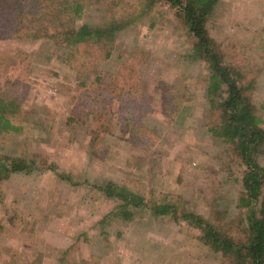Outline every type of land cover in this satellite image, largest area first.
Instances as JSON below:
<instances>
[{"label": "rangeland", "instance_id": "374dc122", "mask_svg": "<svg viewBox=\"0 0 264 264\" xmlns=\"http://www.w3.org/2000/svg\"><path fill=\"white\" fill-rule=\"evenodd\" d=\"M84 3L79 26L133 21L109 59L88 55L86 76L61 43L0 40V94L10 92L20 127L1 132L0 155L27 158L31 170L0 183V264H231L181 218L203 216L236 242L249 235L246 168L206 126L209 66L190 58L193 39L165 1ZM207 27L263 115L264 0H222ZM113 78L146 83L155 109L144 131L113 124L127 116ZM109 181L166 199L179 220L138 211L122 221L119 202L99 190Z\"/></svg>", "mask_w": 264, "mask_h": 264}, {"label": "trees", "instance_id": "16d2710c", "mask_svg": "<svg viewBox=\"0 0 264 264\" xmlns=\"http://www.w3.org/2000/svg\"><path fill=\"white\" fill-rule=\"evenodd\" d=\"M163 1L176 11L193 39L190 58L209 66L210 74L204 90L212 116L206 126L214 138L228 146L239 165L246 168L239 207L247 210L249 235L246 240L236 242L203 216L184 211L181 218L200 229L202 241L231 264H264V167L259 161L264 156V114L254 104L253 85L249 81L245 83L239 68L226 62L222 47L208 30V21L222 0ZM85 7L84 0H0V40H52L55 44L61 43L70 51V60L76 63L77 70L86 76L95 65L88 60V55L109 59L116 48L119 33L133 21L118 17L103 25L79 26L76 22ZM130 69L134 72V67ZM120 75L122 73L118 77ZM131 77L135 78L134 75ZM80 79L83 86L89 82L83 76ZM97 81L100 86L105 82ZM133 81L113 78L110 82L113 92L117 93L113 96L127 115L122 122L113 124L129 131H144L142 119L153 114L154 98L148 94L146 83L137 81L133 86L130 84ZM95 82L92 85H96ZM9 93L8 96L0 94V134L20 129L10 118L16 103L10 100ZM90 102L95 101L90 99ZM29 165L27 158L0 155V183L12 174L30 173ZM99 190L107 199L119 202L115 216L122 221L133 220L138 211H150L157 217L172 216L179 220L175 206L166 199L156 202L152 194L142 196L113 181L99 186Z\"/></svg>", "mask_w": 264, "mask_h": 264}]
</instances>
